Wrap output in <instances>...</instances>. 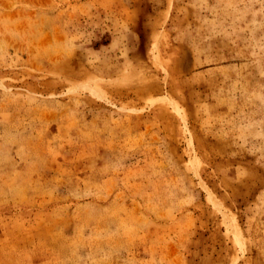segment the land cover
Segmentation results:
<instances>
[{
	"label": "rangeland",
	"instance_id": "374dc122",
	"mask_svg": "<svg viewBox=\"0 0 264 264\" xmlns=\"http://www.w3.org/2000/svg\"><path fill=\"white\" fill-rule=\"evenodd\" d=\"M0 264H264V0H0Z\"/></svg>",
	"mask_w": 264,
	"mask_h": 264
}]
</instances>
